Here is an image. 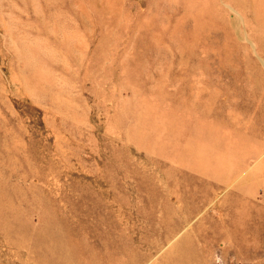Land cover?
I'll list each match as a JSON object with an SVG mask.
<instances>
[{"label": "rangeland", "instance_id": "374dc122", "mask_svg": "<svg viewBox=\"0 0 264 264\" xmlns=\"http://www.w3.org/2000/svg\"><path fill=\"white\" fill-rule=\"evenodd\" d=\"M0 264H264V0H0Z\"/></svg>", "mask_w": 264, "mask_h": 264}]
</instances>
